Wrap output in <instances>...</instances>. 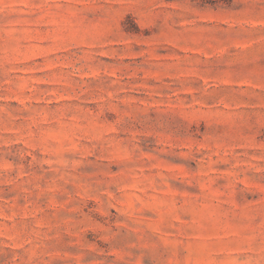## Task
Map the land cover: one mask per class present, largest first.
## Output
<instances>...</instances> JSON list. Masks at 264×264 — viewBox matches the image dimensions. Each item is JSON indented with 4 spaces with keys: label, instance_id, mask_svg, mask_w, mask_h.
I'll return each mask as SVG.
<instances>
[{
    "label": "rangeland",
    "instance_id": "obj_1",
    "mask_svg": "<svg viewBox=\"0 0 264 264\" xmlns=\"http://www.w3.org/2000/svg\"><path fill=\"white\" fill-rule=\"evenodd\" d=\"M0 264H264V0H0Z\"/></svg>",
    "mask_w": 264,
    "mask_h": 264
}]
</instances>
